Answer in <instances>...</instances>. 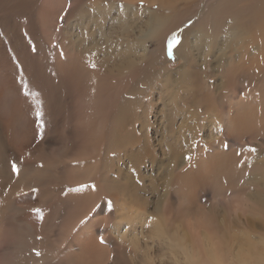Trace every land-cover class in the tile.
Returning a JSON list of instances; mask_svg holds the SVG:
<instances>
[{"label":"bare ground","instance_id":"bare-ground-1","mask_svg":"<svg viewBox=\"0 0 264 264\" xmlns=\"http://www.w3.org/2000/svg\"><path fill=\"white\" fill-rule=\"evenodd\" d=\"M117 1L0 0V264H71L81 256L113 264L111 254L115 264H132L126 252L135 256L133 238L151 235L143 229L148 216L166 220L168 236L147 246L167 249L173 264L181 259L172 251L177 241L206 233L224 259L240 247L259 252L264 0H145L143 8ZM173 32L181 43L169 56ZM17 74L22 91L42 96V138L35 139L29 115L14 131L17 114L39 107L21 97ZM7 91L15 96L2 106ZM239 159L248 162L237 167ZM12 160L23 170L19 178L9 177ZM80 183L98 191H67ZM100 197L115 206L106 245L95 229L109 221L107 211L69 236L68 226ZM28 208L45 219L27 216ZM122 221L139 228L129 234Z\"/></svg>","mask_w":264,"mask_h":264},{"label":"snow or ice","instance_id":"snow-or-ice-1","mask_svg":"<svg viewBox=\"0 0 264 264\" xmlns=\"http://www.w3.org/2000/svg\"><path fill=\"white\" fill-rule=\"evenodd\" d=\"M139 6L143 8L145 4V0H138ZM116 7L123 9L124 5H116ZM153 7H158V5H154ZM71 4L67 8H65L64 13L60 16V22L61 24L66 19V15L70 14ZM132 10H135V5L132 6ZM193 21L189 19L187 23L185 24V28L192 25ZM56 32H60V28L57 27L55 29ZM181 31L180 29L177 30V32ZM177 32H173L171 34V39L168 41L167 45V54L169 56H172V48L173 45L178 46L181 43V37L177 34ZM58 40H53L52 45L55 46ZM31 43V41L29 42ZM33 52H36L38 49L37 47L33 46L31 49ZM63 55V53H61ZM89 67L92 69H95L97 67L95 62H92L89 64ZM257 72H259V69H256ZM37 117H41L42 113L39 111L36 113ZM36 123L39 126V129L42 130L44 128V121L42 119H38ZM37 136L42 138V132L38 131ZM224 148H228L229 145L227 143H224L222 145ZM246 150L251 153H257L258 149L256 147H253L251 145H246ZM244 149H241V151L236 152V156L239 158L243 156ZM113 155H115L113 153ZM20 162L24 163L25 168L31 167V165L28 164L27 161L24 160V157H20ZM248 161L246 159H239V162L237 164V167H241ZM76 163V161H74ZM40 168H43L44 165H39ZM23 174V170L18 165V162L16 160L9 161V177L15 176L19 178ZM244 175H249V173H244ZM243 183V181H241ZM224 184H227V180L224 181ZM91 189L92 192H97L98 188L95 183H80L76 187L67 189V191L70 192H76V193H85L86 190ZM5 191H8V189H5ZM32 191H37V189L33 188ZM19 195V193H17ZM102 203H94L92 207L88 208V210L84 213L83 218L79 219L75 224H71L67 228L68 235L71 236L74 233H77L78 231H82L84 227H87V224L90 222L91 218L94 217V215L98 213H102L104 211H107L109 214V221L103 226L96 228L95 231L99 233L95 237L96 241L100 246L106 245V238L104 235V232L108 228H112V213L115 210L114 202L110 199H105L104 197L99 198ZM206 202V201H205ZM31 213L35 214L38 219L43 221L45 218L41 214L40 208H32L30 209ZM204 217L201 216V222H203ZM59 223V221H57ZM119 227L123 229L124 231L131 234L132 230L134 228H139V223L133 222V221H127V222H121ZM143 229H151V235L145 234L144 237H134L132 243L135 247V256L136 259L139 260V264H164V261L168 258L164 253H158L157 250L154 247H147V243L149 241H155L157 238H167L168 232H167V221H157L156 216H148L147 222L143 224ZM36 239L41 240L43 237L37 236ZM123 243V238L121 240ZM179 249L178 255H180L181 259L180 261L182 264H223L224 260V253L220 250L219 242L215 238L214 235L210 233H206L203 236L198 235L196 238H194L191 243L188 242L187 237L184 238L182 241H177L175 243V247L172 249V251H175L176 249ZM131 251V249H130ZM168 250L165 249V252ZM32 252L35 254V256L40 257L41 252L37 249L33 248ZM250 255V252L245 249L244 247H240L235 251L234 259L236 261H244L245 258H247ZM210 257H216L214 260H210ZM108 260L113 261V264H115V256L114 254H111L108 256ZM71 264H100L99 259H90L87 256H81L80 258L73 260Z\"/></svg>","mask_w":264,"mask_h":264},{"label":"rangeland","instance_id":"rangeland-1","mask_svg":"<svg viewBox=\"0 0 264 264\" xmlns=\"http://www.w3.org/2000/svg\"><path fill=\"white\" fill-rule=\"evenodd\" d=\"M117 2H121L120 0H118ZM136 7H138V8H140V6H139V2H136ZM153 8H155V7H153ZM168 36V37H167ZM165 38H167L166 40L168 41L169 40V38H170V34H167L166 35V37ZM166 41V42H167ZM165 42V43H166ZM148 46H150V44L148 43ZM150 47H152V46H150ZM173 47H175V45H173ZM175 62V59H172V60H170V65H169V67H171V68H173V67H175L176 66V64L174 63ZM16 78H17V80H16V82L17 83H19L20 81L19 80H21V74H17L16 75ZM19 86H20V83L18 84ZM26 85V84H25ZM26 88H27V86H25ZM23 85L22 86H20V95H21V97H29L30 99H32V100H34V103L33 104H35V105H38L39 107L37 108V109H34L33 111H29L30 113H24V111H21L19 114H17V116H16V120H17V126L15 127V129H14V131L16 130V132H19V128L20 127H18V125H21L22 127H25L26 126V122H27V119H29L28 117L30 116V118L34 121V125L32 126V130L35 132V139L36 138H38V136H37V132L38 131H40V132H43V130H44V128L42 129V130H40L39 129V126H38V124L35 122V121H37L38 119H41L40 117H35V116H37L36 115V110L37 111H39V109H40V111L39 112H41V103H42V100H41V98H42V96H41V94L38 92V90H37V88H34L33 90H31L30 92H27V91H22V90H26V88H25ZM9 95V96H8ZM37 95V96H36ZM11 96H15L14 94H12V93H9L8 91L5 93V96L3 97V101L1 102L2 104V106H4V104H6V102L7 101H9V99H10V97ZM16 99V98H15ZM5 100V101H4ZM39 103V104H38ZM34 105V106H35ZM36 108V107H35ZM32 114V115H31ZM19 115V116H18ZM29 115V116H28ZM35 118V119H34ZM39 129V130H38ZM30 209H32V208H28V210L27 211H30ZM25 214H27V216L28 215H30L29 217H31V218H34V217H36V215L35 214H33V213H31V212H24ZM34 215V216H33ZM122 230V229H121ZM64 245V244H63ZM148 247V246H147ZM156 250H157V252L158 253H164L168 258L164 261V264H173V258L171 257V255L168 253V251L167 252H165V249H163V248H161V247H159V246H157V245H155V246H153ZM58 252H59V250H56V251H54V253L55 254H58ZM126 258H127V260H128V262H130V263H132V264H136V262L138 261L137 259H136V256H134L133 255V253H129V252H126Z\"/></svg>","mask_w":264,"mask_h":264},{"label":"clouds","instance_id":"clouds-1","mask_svg":"<svg viewBox=\"0 0 264 264\" xmlns=\"http://www.w3.org/2000/svg\"><path fill=\"white\" fill-rule=\"evenodd\" d=\"M209 259L214 260L216 257H210ZM176 264H182V262L177 260ZM223 264H264V249L260 250L259 252L254 251L242 262L236 261L234 257L230 256L228 259L223 260Z\"/></svg>","mask_w":264,"mask_h":264}]
</instances>
